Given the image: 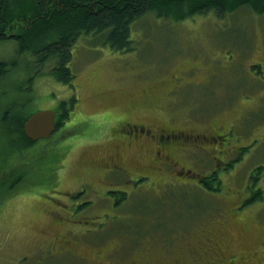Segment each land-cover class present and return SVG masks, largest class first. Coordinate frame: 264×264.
Instances as JSON below:
<instances>
[{"label": "rangeland", "instance_id": "1", "mask_svg": "<svg viewBox=\"0 0 264 264\" xmlns=\"http://www.w3.org/2000/svg\"><path fill=\"white\" fill-rule=\"evenodd\" d=\"M130 38L131 48L120 51L92 33L80 34L71 48L72 85L48 74V66L42 69L46 73L34 76L28 101L32 111L51 109L59 116V101L71 95L75 100L49 139L57 150L46 164L53 168L52 176L41 175L36 183L30 182L35 176H28L20 185L27 188L0 199V264H106L114 251L129 258L140 253L158 259L161 253L200 264L213 255L220 258L208 249L214 241L236 253L249 246L257 249L264 236V173L254 185L263 187L261 198L254 195L255 202L239 212L234 207L246 193L248 173L262 169L264 157L258 152L264 150V142L218 173L217 191L199 186L197 175L174 177L184 174L180 167L168 171L167 177L150 172L149 178L129 181L141 189L131 190L115 205L106 188L119 184L95 183L106 157L120 149L119 120L158 126L171 116L185 117L197 130L210 123L232 133L239 126L233 134L236 144L264 138V78L249 65L264 58V14L247 7L221 18L213 12L178 21L149 14L132 24ZM17 46L13 38L0 41V59L16 60L10 74L0 79L1 103L16 95L15 84H27L26 62L32 56L18 53ZM193 70L192 83L183 87L169 82L172 75H190ZM248 118L254 124H248ZM8 141L10 136L0 128V164ZM124 143L123 158L137 162L136 172H145L154 143L147 137L125 138ZM49 144L41 138L27 148L18 147V152L41 155ZM229 154L221 155L218 165L231 160ZM173 156L201 174L214 166L211 153L181 150ZM39 169L48 176L43 164ZM113 178L109 182L115 183ZM81 188L86 190L72 195ZM227 222L224 241L222 226ZM96 251L102 257L97 258Z\"/></svg>", "mask_w": 264, "mask_h": 264}, {"label": "trees", "instance_id": "2", "mask_svg": "<svg viewBox=\"0 0 264 264\" xmlns=\"http://www.w3.org/2000/svg\"><path fill=\"white\" fill-rule=\"evenodd\" d=\"M243 7L264 14V0H0V41L13 38L18 53L32 56L26 62L27 84H15L12 100L0 102V128L11 138L0 164V199L27 188L20 185L28 176H35L30 182L36 183L41 175L49 179L53 174V168L46 165L57 153L56 142L49 144L52 135L46 138L49 146L41 155L18 152V147L24 149L36 141L23 132L24 121L34 112L28 106L30 84L34 76L46 73L42 69L48 66V74L72 85L71 48L80 34L92 33L112 50L123 51L131 48L132 24L146 15L178 21L213 12L221 18ZM15 63L0 59V79L10 74ZM74 100L71 95L59 101L55 131L63 125ZM40 163L48 169V176L40 173Z\"/></svg>", "mask_w": 264, "mask_h": 264}, {"label": "flooded vegetation", "instance_id": "3", "mask_svg": "<svg viewBox=\"0 0 264 264\" xmlns=\"http://www.w3.org/2000/svg\"><path fill=\"white\" fill-rule=\"evenodd\" d=\"M253 73H255L258 77L264 78V58L259 56V58L254 61L253 63L249 64ZM195 74V70L191 72V74H182L179 72V75H172L169 79V82L174 86L176 84H180L181 86H185L188 83H192L193 81L190 79L192 75ZM209 79V78H208ZM207 79V80H208ZM205 80V81H207ZM180 91V90H177ZM176 90H172V92H177ZM147 91H144L143 97L147 96ZM154 105L158 106L157 102L153 103ZM132 109H135L132 106ZM185 117H175L171 116L170 120L166 123L156 125H151L144 121H134L133 119L129 120H119L117 123L118 132L116 134L117 137L121 136L122 140L120 145H124V139L127 138L128 140L131 139H138L147 137L150 142L154 143V156L148 163V166L142 169L143 173L136 172L135 169L137 168V162H128L126 161L121 152V146L116 152H110V154L106 157L107 161L99 171H98V180L95 184L97 187H101L102 185H116L119 184L117 187H107L106 190H110L108 192L111 201H113L114 205L116 203H121L125 198V195L132 191H136L141 189L138 185L134 186L128 184L129 181H134L137 183L138 181L143 180V178H149L150 172L156 173L161 177H167L168 171L175 172L176 168H182L184 174L177 173L174 177L178 178L179 176H193L197 175L196 183L202 188H206L211 190L213 188H217L218 190L221 187L220 178L218 173L223 169L230 168L232 162L235 164V161L238 158H243L244 155L247 153L254 152L257 147H259L262 142H264L263 137H253L248 142L238 143L236 144V138L234 139V132L237 133V129L239 126L234 128V132L231 130L229 132L225 131L226 129L223 125L214 126L208 124L202 130H197L194 128L195 123H190V118L184 120ZM184 120V121H180ZM239 122V121H238ZM248 124H254L253 118H248L246 121ZM120 133V134H119ZM255 133H253L254 135ZM233 135V136H232ZM252 135V136H253ZM251 137V136H249ZM234 144H232V142ZM231 144L234 146L232 147ZM187 148V149H184ZM183 151L190 154L191 152L195 151L200 153H211L214 157V166L209 172L206 174H201L200 172H194L192 168L183 167L173 156L174 152ZM230 150V151H228ZM230 152L229 155L233 156L231 160L227 162H222L224 166L221 167V159L219 158L221 155ZM240 152V154H238ZM259 155L264 157V150L258 152ZM105 160V158H104ZM227 164V165H226ZM104 167V168H103ZM254 170V169H253ZM189 171V175H186L185 172ZM250 172V171H249ZM264 173V164L261 167H257L253 172L251 171L248 173L247 182L244 184V189L246 193L243 197L239 200L236 204L234 209L239 212L244 206H247L251 203H254L256 198L254 195H258L259 191H263L262 186H258L257 188L254 187L258 177L263 176ZM110 177L113 178V182H109ZM108 180V183L105 181ZM114 189V190H111ZM86 190L85 188H81L79 191H75L72 193L74 194L80 193L81 191ZM255 191H257L256 194ZM106 195V191H105ZM264 195V194H263ZM257 198H261L258 197ZM243 205V206H240ZM260 209L256 213V216L259 217ZM116 216L115 214L113 215ZM256 218V217H254ZM259 219V218H257ZM228 222L225 223L222 227L224 228L223 234L224 237L221 238L225 240V236L228 235L229 231L227 229ZM259 243L257 245V249H252V246H249L248 250H242L240 252H233L230 251L229 246H225L220 241H214L213 244H209L208 249H212L215 253H219L220 258H216V256H211V261L205 260L203 263L202 261L200 264H264V236L259 239ZM212 241V240H211ZM64 242V241H63ZM68 244L66 241L64 242ZM65 246V244H63ZM112 259H108L106 264H186L185 260L182 257H171L166 254L159 253V258H148L147 256L143 257L137 254V256L133 258H129L126 256L127 254L122 252L121 254L112 253ZM95 256L98 258L99 256L102 257V254L99 251H96ZM255 256V257H254ZM82 257V256H81ZM86 259V258H83ZM191 264V262H190Z\"/></svg>", "mask_w": 264, "mask_h": 264}, {"label": "water", "instance_id": "4", "mask_svg": "<svg viewBox=\"0 0 264 264\" xmlns=\"http://www.w3.org/2000/svg\"><path fill=\"white\" fill-rule=\"evenodd\" d=\"M55 130V113L51 109L36 110L23 123V132L31 140L46 138Z\"/></svg>", "mask_w": 264, "mask_h": 264}]
</instances>
